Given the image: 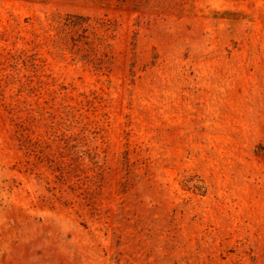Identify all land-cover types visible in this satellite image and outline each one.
Listing matches in <instances>:
<instances>
[{"label": "rangeland", "instance_id": "1", "mask_svg": "<svg viewBox=\"0 0 264 264\" xmlns=\"http://www.w3.org/2000/svg\"><path fill=\"white\" fill-rule=\"evenodd\" d=\"M0 264H264V0H0Z\"/></svg>", "mask_w": 264, "mask_h": 264}, {"label": "trees", "instance_id": "2", "mask_svg": "<svg viewBox=\"0 0 264 264\" xmlns=\"http://www.w3.org/2000/svg\"><path fill=\"white\" fill-rule=\"evenodd\" d=\"M70 19H73L71 22L69 23H65L66 26H69V27H81L82 26V22H83V19L82 17H75V16H68Z\"/></svg>", "mask_w": 264, "mask_h": 264}]
</instances>
